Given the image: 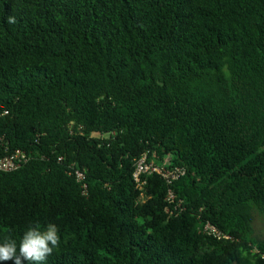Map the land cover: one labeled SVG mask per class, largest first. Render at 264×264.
<instances>
[{"label":"trees","instance_id":"1","mask_svg":"<svg viewBox=\"0 0 264 264\" xmlns=\"http://www.w3.org/2000/svg\"><path fill=\"white\" fill-rule=\"evenodd\" d=\"M16 150L0 242L55 223L47 264H264V0H0V158ZM145 155L179 177L140 189Z\"/></svg>","mask_w":264,"mask_h":264},{"label":"clouds","instance_id":"2","mask_svg":"<svg viewBox=\"0 0 264 264\" xmlns=\"http://www.w3.org/2000/svg\"><path fill=\"white\" fill-rule=\"evenodd\" d=\"M9 23L15 20L9 17ZM60 229L55 223H30L19 240L6 235L0 242V264H47L48 258L60 248Z\"/></svg>","mask_w":264,"mask_h":264},{"label":"built area","instance_id":"3","mask_svg":"<svg viewBox=\"0 0 264 264\" xmlns=\"http://www.w3.org/2000/svg\"><path fill=\"white\" fill-rule=\"evenodd\" d=\"M29 162V156L26 152L22 150H16L9 156H6L4 158H0V173L2 172H11L15 171L25 164ZM72 174L75 176L78 182L84 183L86 179V175L83 171L79 169H75L74 167H71ZM180 170L177 169H166L161 167L158 164H155L154 162H149L147 160V156L145 155L143 158L138 160L135 163V172H134V179L138 184V187L140 189L143 188V180L142 175H152V174H158L161 175L164 179H166L169 183H171L173 180H176L180 175ZM86 187V185H84ZM174 194L172 191L168 194V201H173ZM204 231L206 234L221 238V233L218 231V229L213 226L212 224L208 223L204 227ZM264 259V254H263Z\"/></svg>","mask_w":264,"mask_h":264},{"label":"rangeland","instance_id":"4","mask_svg":"<svg viewBox=\"0 0 264 264\" xmlns=\"http://www.w3.org/2000/svg\"><path fill=\"white\" fill-rule=\"evenodd\" d=\"M256 236L258 238H264V224L260 218H257L255 221Z\"/></svg>","mask_w":264,"mask_h":264}]
</instances>
